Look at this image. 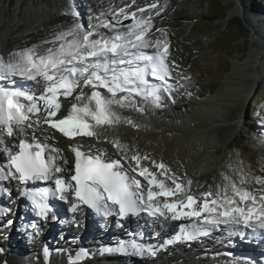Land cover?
I'll return each mask as SVG.
<instances>
[{
    "label": "snow or ice",
    "instance_id": "snow-or-ice-1",
    "mask_svg": "<svg viewBox=\"0 0 264 264\" xmlns=\"http://www.w3.org/2000/svg\"><path fill=\"white\" fill-rule=\"evenodd\" d=\"M128 7L131 5L114 11L111 19L102 13L95 18L89 17L86 27L73 21L66 30L58 31L51 41H45L52 46L43 52L33 47L10 51L7 58L0 55V83L7 81L10 85L0 86V198H12L8 185L15 182L20 186V196L30 201L32 211L40 220L49 219L50 213L52 220L57 219L49 202L52 197L69 204L67 211L73 214L74 223H78L75 216L84 210L82 206L97 215L116 218L120 226L123 220L142 214L157 223L169 219L192 221L188 228L181 225V231L173 239H165L159 246L145 248L135 242L130 245L136 253L153 257L176 241L208 236L211 228L221 225L253 232L260 229L264 234V177L250 178L259 186L252 190L244 187L249 180L242 176L239 185L230 183L231 195L227 187L220 189L219 186L216 193L206 191L194 195L191 181L188 180L186 185L163 162L153 161L159 174L141 168L140 160L148 157H141L138 152L130 157L136 166L126 168L128 149L118 139L110 142L121 151L120 159L109 158L102 149L93 152L91 147L85 151L82 144L70 146L75 157L74 174L68 179L62 175L65 169L58 161H63V165L67 161L61 149L46 142L51 137L41 131L44 125L69 139L89 137L99 140L98 129H111L120 124L138 129L140 125L123 116L119 109L135 107L138 110L136 97L161 107L164 94L174 100L175 85L186 88L191 80L174 60H170L165 29L155 27V32L161 35L153 39V16L137 17V12L126 10ZM147 7L154 10L155 16L165 10L155 2ZM145 10L137 11L143 14ZM68 14L77 20L80 16L78 10L65 13ZM124 20H131V23L125 25ZM146 49L154 51L148 54ZM149 74L160 84L150 83L146 78ZM16 78L37 85L42 81V90L37 93L18 87ZM172 80L175 85L169 83ZM83 88L93 91L86 96ZM77 89H81L75 97L77 103L61 117V98L72 96ZM187 94L190 96L191 92ZM37 132H41V136H37ZM17 134L20 136L18 143L15 140ZM5 136L10 139L11 146L5 144ZM131 172L142 177L147 187L130 175ZM167 180H171V185L166 183ZM38 181L49 182L54 187L40 190L27 187L30 182ZM11 213L10 207H0V218ZM13 224L14 221L8 219L4 227ZM125 248L119 246L105 251L122 252ZM48 251L44 249L45 256ZM3 252L0 248V253ZM83 255L88 253L84 251Z\"/></svg>",
    "mask_w": 264,
    "mask_h": 264
},
{
    "label": "bare ground",
    "instance_id": "bare-ground-1",
    "mask_svg": "<svg viewBox=\"0 0 264 264\" xmlns=\"http://www.w3.org/2000/svg\"><path fill=\"white\" fill-rule=\"evenodd\" d=\"M233 1L235 2V7L228 12L227 18L232 17L235 13L241 12L239 4L237 3L238 0ZM61 2L63 3L62 8L59 5ZM72 2L73 3L70 4L69 1L58 0V3H56L58 5H55L57 12L51 9L45 10L41 6L36 7L32 3V0L17 2L11 11L4 8L5 5H0V54L7 58V54L10 51L32 48V45L34 47L35 44H43L46 46L45 41L53 39L58 31L66 30L67 26L72 24L71 15H65V13H70L72 8L71 5H73L72 10L80 9L78 2H74V0ZM82 8L84 9V7ZM242 13L244 15V10ZM166 17L168 16H166V12H164L159 16V19L165 22V20L168 19ZM250 19L253 21L254 18ZM258 20L257 24L256 21H253V24L263 29L260 33L264 38V16H261ZM127 21L128 20H124V23ZM156 26H164V24H157ZM254 34L258 36V32ZM261 36L259 35L258 37L264 41ZM260 44L261 41L259 39L251 43L245 61L242 62L240 58L233 59L231 70L226 74L223 83L215 93H213L211 87L207 89V92L202 85H195V90L192 91L194 99L191 100L190 103L183 105V109L177 112L176 118L170 117L171 121H169V123L162 122L161 117H159L160 115L154 116L151 115V113L136 112L130 110L128 107L119 109L123 116L131 118L138 123L140 127L137 129L126 124H120L111 129H98L100 132L98 142L101 143L95 145L94 147L96 149H92V151L95 152L97 149L107 147L108 145L106 146L104 143L113 147L110 141L118 139L122 145L127 146L129 156V160L126 163L127 166H136L135 162L131 161L130 157L137 152L141 157H148L146 162L154 160L158 163L160 159H164V164L167 165L173 173L179 175L187 185V181H191V179L195 177L192 170L197 168L206 156L203 155V152L210 146L209 141L212 139V137H210L212 136V132L219 138V127H223L227 135L234 136L237 134L238 126L241 122V111L243 110L244 101L247 99L248 94L256 83V78L264 71V50H260ZM20 81L22 80L16 79V85L18 87L21 85ZM23 84L29 85L28 83ZM6 85H9L8 82L3 81L0 86ZM206 92L208 93L207 96L204 94ZM142 105L146 104L143 103ZM225 107L229 110L237 108L239 113L235 118L230 119L228 115L231 114V112H228V115L223 112V108ZM69 111L70 109L68 107H62L59 115L63 117L65 114L67 115ZM44 127L48 128L45 125ZM257 136L260 137L261 140H264V134L260 135L258 133ZM18 137L19 135L16 136L17 139ZM105 137H107V141H105ZM63 138L67 139L69 146L78 144V140L86 142L93 139L97 141L96 138L89 137L69 139L63 136ZM82 145L84 144L82 143ZM88 148L89 147L84 146L85 151H87ZM113 150L115 149L113 148ZM115 151H118V159H120L121 151L118 149ZM70 153H72L71 150ZM214 154L216 155L217 153L214 152ZM63 158L67 161V164L63 165V161H58V163L64 167L65 171L62 175L65 177L72 162L67 156H63ZM172 162H176V164L174 166L170 165ZM127 166L126 168H128ZM140 166L141 168H148L150 171L159 174V170L154 164H146L140 160ZM137 179H140L141 183L143 181V184L147 187L142 177ZM166 183L171 185V180H167ZM227 186H230V184ZM253 186L256 187V185ZM190 187L191 192L196 195L206 192L202 188L201 192H195V185L192 183ZM211 190L213 193L217 192L213 189ZM21 235L22 236L17 233L14 235V231L11 233L7 232L2 236L0 235V248L4 249V252L0 253V264H5V262H7V264H28L26 262L31 259L29 257L31 254L44 257L39 247L27 244V240L23 237V232H21ZM45 242L47 247L51 249L49 262L55 264V261H59V258L62 260L64 253L57 251V249L61 247L59 242L56 240L49 241L48 239H46ZM79 243L82 242L79 241ZM243 243L244 242H241L239 244L241 249H238L242 251L240 252V259H243V263L236 262L233 259H227L222 255H217L210 263L207 260L203 262L205 264H229V262L233 264H249L251 260L252 264H264L261 257L251 255L250 251H256L255 248L252 245L250 247H245ZM76 244L77 243L74 245ZM88 249L90 250L89 260L87 263L82 262L80 264H146L137 259L136 256L135 258H132V255L128 258L118 255L104 257L96 253L94 246L88 245ZM217 258L218 260H216Z\"/></svg>",
    "mask_w": 264,
    "mask_h": 264
},
{
    "label": "rangeland",
    "instance_id": "rangeland-1",
    "mask_svg": "<svg viewBox=\"0 0 264 264\" xmlns=\"http://www.w3.org/2000/svg\"><path fill=\"white\" fill-rule=\"evenodd\" d=\"M20 1L22 0H0V5H5L4 8L11 11ZM75 1L86 11L93 9L101 13L115 11L123 3H129L137 8L138 4L140 6L148 2H160L158 7H164V12L168 14L167 24L163 29L167 33L173 57L179 61L181 70L187 73L192 81L195 80L194 85L198 82L205 90L211 87L213 93L219 89L224 77L231 70L233 59L240 58L242 62L245 61L251 43L259 39L262 42L260 50H264V41L258 37L261 36L260 32L263 29L253 24V21L257 24L258 19L264 16V0H238L241 12L235 13L230 18H227L228 12L235 7L233 0ZM32 3L36 7L41 6L45 10L51 9L57 12L55 5H58L56 4L58 0H32ZM59 5L62 8L63 3ZM250 18H254L253 21ZM255 32H258V36L254 34ZM160 35L158 33L152 38H159ZM261 38L264 40L262 36ZM223 112L226 115L231 112L228 116L232 119L237 116L239 110L237 108L229 110L225 107ZM241 113V122L236 135H227L223 127H219V138L212 132L210 146L203 152V155H206L204 160L192 170L195 177L191 179V183L195 185V192H201V188L212 192L211 189L220 187L222 183L229 181L230 177L234 182L240 180L242 176L249 182L252 176L264 177V140L257 136L258 133L264 134V127L261 126L264 124V71L256 78V83L244 101ZM41 131L51 137L46 141L47 143L61 149L62 156H67L71 160L70 146L66 138L64 142L50 131ZM36 135L41 136V132H37ZM61 137L63 138L62 135ZM98 141L92 139L82 143L84 146L96 149L94 146L101 143ZM104 144L108 145L102 148L106 154L119 157L118 151L113 150L109 144ZM214 152L217 154L215 155ZM144 160L142 159L143 162ZM160 162L164 163V159H160L158 163ZM175 164L176 162L170 163L172 166ZM225 177L228 179L226 180ZM258 187L257 185L255 188ZM229 264L233 263L229 262Z\"/></svg>",
    "mask_w": 264,
    "mask_h": 264
},
{
    "label": "water",
    "instance_id": "water-1",
    "mask_svg": "<svg viewBox=\"0 0 264 264\" xmlns=\"http://www.w3.org/2000/svg\"><path fill=\"white\" fill-rule=\"evenodd\" d=\"M262 43V42H261Z\"/></svg>",
    "mask_w": 264,
    "mask_h": 264
}]
</instances>
